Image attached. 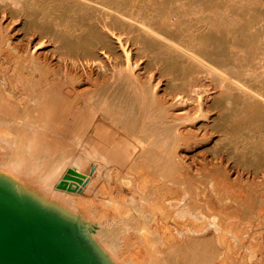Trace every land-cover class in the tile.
<instances>
[{
	"label": "bare ground",
	"instance_id": "bare-ground-1",
	"mask_svg": "<svg viewBox=\"0 0 264 264\" xmlns=\"http://www.w3.org/2000/svg\"><path fill=\"white\" fill-rule=\"evenodd\" d=\"M263 28L264 0H0V180L105 264H264Z\"/></svg>",
	"mask_w": 264,
	"mask_h": 264
},
{
	"label": "water",
	"instance_id": "water-1",
	"mask_svg": "<svg viewBox=\"0 0 264 264\" xmlns=\"http://www.w3.org/2000/svg\"><path fill=\"white\" fill-rule=\"evenodd\" d=\"M64 180L82 183L69 169ZM79 219L63 215L0 180V264H105Z\"/></svg>",
	"mask_w": 264,
	"mask_h": 264
},
{
	"label": "rangeland",
	"instance_id": "rangeland-1",
	"mask_svg": "<svg viewBox=\"0 0 264 264\" xmlns=\"http://www.w3.org/2000/svg\"><path fill=\"white\" fill-rule=\"evenodd\" d=\"M116 37V36H115ZM118 38V37H117ZM121 38H125L124 35L121 36ZM262 39H263V43H264V28H263V36H262ZM125 41V40H124ZM260 43V42H259ZM49 46L47 43L43 45V48H50V47H47ZM133 47L130 45L129 42H125L124 43V46L120 47L119 48V51L122 53H125V55H130L131 58H133V55H134V52L135 50L132 49ZM261 50L260 47L256 48V51H259ZM263 50H264V47H263ZM209 52H211V49H209ZM132 53V54H131ZM256 59L259 60L260 59V56L256 55ZM143 61H139L138 62V65L135 67L136 68H142L145 66V63H142ZM96 69V68H95ZM159 70H154L153 72H151V76H150V79L151 80H156L159 79V85L163 86L166 82V77H161L159 76ZM116 74L117 76L115 77V83H120L121 80H126L127 79V73L123 70L122 73L120 74V70L119 69H116ZM122 76H124V78L122 79ZM156 76V77H155ZM164 82V83H163ZM201 82L203 83L205 87V89L203 90H199L198 91V101L201 105V108L200 109V114L202 115L198 120H203V122H206V125L204 127H202V130L200 132H202V134L204 133V137H208V139L206 141H202L201 143H199L197 146L195 147H199L198 151L195 152V153H198L199 157L201 158V156L203 157L204 155H208L210 156V153H208L206 150H205V147L209 148V147H213L212 145H214V142H216V140L218 139L216 137V132L212 129L211 125H212V120H214L217 116H218V112L217 110H209L208 106H210L212 104L211 100L212 98L215 96L214 94L217 92L218 89H213L214 88V83L212 81L211 78H207V77H202L201 78ZM139 84L138 82L134 81V87H135V90H138L139 89ZM206 90V91H205ZM213 95V96H212ZM199 103H195V101H192V100H189L188 97H186L185 95V110H188L189 108H191L190 106L193 105V104H197L199 105ZM208 105V106H207ZM203 110H207V111H203ZM211 111V112H210ZM210 123V125H209ZM209 133H205V132H208ZM199 132V133H200ZM198 133V134H199ZM211 134V135H210ZM216 134V135H215ZM210 135V136H209ZM213 135V136H212ZM215 135V136H214ZM213 139V140H212ZM204 143V144H203ZM95 143L93 142V145ZM212 144V145H211ZM202 145V146H200ZM202 147V148H201ZM203 149V150H202ZM195 150V149H194ZM205 154H204V153ZM193 150H188L186 152V154H189V156H192L193 154ZM203 153V154H202ZM192 154V155H191ZM201 154V155H200ZM191 161V160H190ZM69 166V165H68ZM85 169V170H84ZM87 169V170H86ZM84 170V171H83ZM90 170H91V167L89 168L88 166H85L83 167L82 171L85 172L86 174L90 173ZM252 179V178H251Z\"/></svg>",
	"mask_w": 264,
	"mask_h": 264
}]
</instances>
